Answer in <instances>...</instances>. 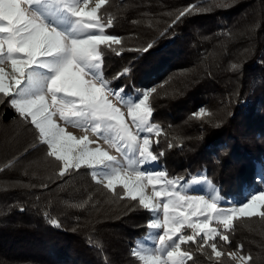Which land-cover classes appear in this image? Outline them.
I'll use <instances>...</instances> for the list:
<instances>
[{"label": "trees", "instance_id": "1", "mask_svg": "<svg viewBox=\"0 0 264 264\" xmlns=\"http://www.w3.org/2000/svg\"><path fill=\"white\" fill-rule=\"evenodd\" d=\"M193 4L206 11L169 27ZM99 14L113 18L106 32L123 40L119 56L102 46L105 78L132 67L112 87L123 86L128 94L157 88L150 97L152 119L163 134L152 151L168 176L203 169L227 198L240 199L245 188L259 187L264 0H106ZM149 43L146 52L130 50ZM200 107L211 115L196 117ZM47 151L36 129L0 104V264H137L131 249L147 231L149 212L97 184L86 167L60 178V162ZM234 225L225 253L242 244L252 264H264V219ZM195 260L209 264L200 253ZM221 260L235 264L226 255Z\"/></svg>", "mask_w": 264, "mask_h": 264}, {"label": "snow or ice", "instance_id": "2", "mask_svg": "<svg viewBox=\"0 0 264 264\" xmlns=\"http://www.w3.org/2000/svg\"><path fill=\"white\" fill-rule=\"evenodd\" d=\"M105 3L96 0L90 7L91 0H0V104L7 103L36 129L39 142L47 146V156L61 164L60 178L86 167L97 184L120 199L138 202L152 214L146 236L131 249L137 264H196V253L209 264H222L225 255L235 264H252L254 258L242 254V244L235 251L225 253L224 249L232 244L234 221L264 219V187L229 201L217 194L206 176L193 177L192 183L209 185L211 194L187 195L181 191L182 177L169 178L166 170H141V165L157 161L152 145L163 134L152 119L150 97L157 88L136 90L135 97L127 95L123 86L113 88L114 81L131 74V65L112 79L105 78L102 46L117 56L123 48L121 37L106 32L114 20L99 14ZM201 11L206 9L193 4L179 11L169 27ZM152 46L130 50L146 52ZM5 65L11 70L6 71ZM110 97L127 109V117ZM194 115L202 118L211 113L201 107ZM68 126L91 131L96 140L78 137L66 130ZM97 140L121 158L99 145L90 147ZM129 171L134 178L127 175ZM258 182L264 185V173L258 175ZM149 185L150 196L146 194ZM118 186L122 193L117 192ZM51 224L60 226L57 220ZM145 240L152 241L153 247H145Z\"/></svg>", "mask_w": 264, "mask_h": 264}, {"label": "rangeland", "instance_id": "3", "mask_svg": "<svg viewBox=\"0 0 264 264\" xmlns=\"http://www.w3.org/2000/svg\"><path fill=\"white\" fill-rule=\"evenodd\" d=\"M95 3H96V0H91V4H90V7H94L95 6ZM107 34H109V33H107ZM5 68H6V71H10L11 69H10V67L8 66V65H5ZM113 88H115V87H113ZM136 90H141V89H135L133 92H131V94H128L127 92H126V94L127 95H129V96H132V97H135L136 96ZM117 102V101H116ZM116 105L118 106V107H121V109H122V111L125 113V116L127 117V109L126 108H123L118 102L116 103ZM201 108V107H200ZM199 108V109H200ZM203 108H205V107H203ZM206 109V108H205ZM208 112H209V110L208 109H206ZM199 111V110H198ZM197 111V112H198ZM128 119V122L129 123H131V121H130V118H127ZM57 122L58 123H60L62 126H63V122L62 121H60L59 120V118L57 117ZM66 130L68 131V132H71V133H73L74 135H76V136H83V135H88V137H89V139L90 140H96V137L94 136V134L91 132V131H88L87 133L84 131V130H82V129H78V128H75V127H71V126H68L67 128H66ZM134 130V129H133ZM141 135H143V134H141ZM97 145H99L101 148H103L104 150H106V151H110V149L111 150H113V152L115 153L114 154V156H117V158L118 159H120L121 157H120V154L118 153V152H116L115 151V149H113V148H111L108 144H106L104 141H102V140H97V143H94V144H91L90 145V147H92V148H95ZM109 154H110V152H109ZM112 154V153H111ZM110 154V155H111ZM134 158H137L138 159V157H134ZM262 162V161H261ZM260 161H258V162H256V168H257V172H258V175L259 174H261V173H264V161L261 163ZM60 166H61V164H60ZM60 166H59V168H57L58 169V171L60 170ZM140 168H141V170H143V171H158V170H163V168H162V165L160 164V163H158L157 161H155V162H152V163H148V164H145V165H141L140 166ZM203 170V169H202ZM198 170V171H196L194 174H188V175H183V176H180V177H182L183 178V180L181 181V183H182V185H183V188L181 189V191H182V193L183 194H187V195H205V196H209L210 194H211V192H210V188H209V185H207V184H204V183H200V184H193L192 183V178L193 177H198V176H206L205 175V171L203 170ZM122 174H124V173H122ZM127 175H129V176H131V177H133L134 178V173H132L131 171H129L128 173H127ZM170 178V177H169ZM172 178H174V177H172ZM208 179V178H207ZM209 180V179H208ZM146 183V182H145ZM212 185H214L215 186V188L217 189V194L220 196V197H222V198H224V199H226V200H229V201H238L239 199H236V198H227V197H224V196H222L219 192H218V187L212 182ZM259 187H264V185H260ZM258 188V187H257ZM256 189V188H255ZM255 189H247L246 190V188H245V190H244V192H243V195H247V193L249 192V191H252V190H255ZM146 194L147 195H151L152 194V188H151V185H149L147 188H146ZM149 214H150V219H152V214L149 212ZM160 218L162 219L163 217H162V213H161V215H160ZM196 219V217H193V220H195ZM212 226H215V224H214V222H213V224H212ZM162 231V230H161ZM185 231H189L190 232V230H187V229H185ZM147 232H148V229H147V231H146V233L143 235V236H141V237H139L138 239H140V240H143L144 239V237L146 236V234H147ZM137 239V240H138ZM136 240V241H137ZM135 241V242H136ZM135 242L133 243V245H132V248H133V246L135 245ZM144 246L145 247H148V248H151V247H153V244H152V241H150V240H145L144 241Z\"/></svg>", "mask_w": 264, "mask_h": 264}, {"label": "bare ground", "instance_id": "4", "mask_svg": "<svg viewBox=\"0 0 264 264\" xmlns=\"http://www.w3.org/2000/svg\"><path fill=\"white\" fill-rule=\"evenodd\" d=\"M110 99H112V102H113L114 104L117 103L116 100H115L114 98L110 97ZM109 152H110V154L112 153L111 155H114V154H115V153L113 152V150H111V149H110Z\"/></svg>", "mask_w": 264, "mask_h": 264}]
</instances>
